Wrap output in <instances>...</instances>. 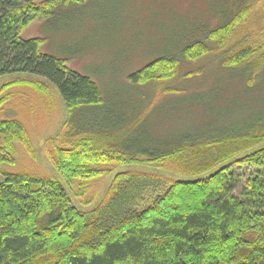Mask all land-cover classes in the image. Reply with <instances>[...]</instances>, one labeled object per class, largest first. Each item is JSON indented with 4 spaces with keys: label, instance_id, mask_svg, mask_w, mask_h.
Masks as SVG:
<instances>
[{
    "label": "trees",
    "instance_id": "trees-1",
    "mask_svg": "<svg viewBox=\"0 0 264 264\" xmlns=\"http://www.w3.org/2000/svg\"><path fill=\"white\" fill-rule=\"evenodd\" d=\"M85 1L0 0V76L44 79L68 108L71 142L50 153L56 169L69 185L109 173L105 166L113 162H147L196 178L121 171L101 202L83 210L54 175L0 169V264H264V116L163 140L141 131L150 103L127 108L118 97L105 96L89 75L70 68L68 57L43 52L42 37L22 36L37 17L54 18L61 7ZM225 1L214 17L128 73V84L138 90L156 83L152 103L157 102L160 82L175 79L181 60L210 56L211 43L221 49L257 0ZM253 52L249 44L221 53V66L239 92L253 90L262 79L264 59L253 61ZM114 99L122 106L107 107ZM15 141L29 145L23 123L0 119V165L15 162ZM235 161L253 169L242 183Z\"/></svg>",
    "mask_w": 264,
    "mask_h": 264
},
{
    "label": "rangeland",
    "instance_id": "rangeland-1",
    "mask_svg": "<svg viewBox=\"0 0 264 264\" xmlns=\"http://www.w3.org/2000/svg\"><path fill=\"white\" fill-rule=\"evenodd\" d=\"M225 4V0H86L61 7L54 18L37 17L24 28L22 36L42 37L43 52L68 57L70 68L89 75L105 96L118 97L127 108L137 111L150 103V111L140 130L163 140L185 132L230 129L258 115L264 116V72L256 88L239 92L233 88L229 69L223 68L220 61L222 52L249 44L254 48L251 59H264V0L250 6L247 17L233 28L221 49L211 43L210 56L199 61L183 59L173 81H159L156 92L161 97L159 101L152 103L156 83L137 90L127 82L128 73L150 62L154 54L166 50L173 39L214 17ZM217 23L213 21V26ZM200 69L209 75L191 73ZM169 88L179 91L172 95L161 94ZM141 93L149 94V98L143 99ZM170 97L172 99H168ZM176 97L181 99H174ZM115 101L110 100L107 107L116 106ZM0 102V119L21 121L29 139V145L14 142L15 162L5 161L0 169L54 175L83 210L93 209L101 202L113 178L121 171L158 172L184 180L196 178L147 162H113L105 166L109 173L87 181L74 179L69 185L50 156L55 147H68L71 142L66 136L68 108L55 87L36 76H0ZM262 146L264 143L259 145ZM234 167L244 175L241 183L253 170L247 165L240 167L236 161ZM3 180L0 174V182ZM82 190L84 195L81 196ZM83 200L92 201L86 205Z\"/></svg>",
    "mask_w": 264,
    "mask_h": 264
}]
</instances>
